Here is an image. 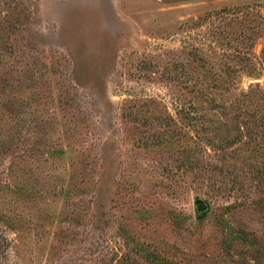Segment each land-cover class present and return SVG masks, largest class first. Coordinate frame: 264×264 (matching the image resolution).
Here are the masks:
<instances>
[{"label":"rangeland","instance_id":"374dc122","mask_svg":"<svg viewBox=\"0 0 264 264\" xmlns=\"http://www.w3.org/2000/svg\"><path fill=\"white\" fill-rule=\"evenodd\" d=\"M0 264H264V0H0Z\"/></svg>","mask_w":264,"mask_h":264},{"label":"water","instance_id":"95a60500","mask_svg":"<svg viewBox=\"0 0 264 264\" xmlns=\"http://www.w3.org/2000/svg\"><path fill=\"white\" fill-rule=\"evenodd\" d=\"M195 209L198 213H203L209 209V204L206 202L198 201L195 203Z\"/></svg>","mask_w":264,"mask_h":264}]
</instances>
